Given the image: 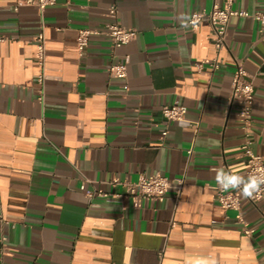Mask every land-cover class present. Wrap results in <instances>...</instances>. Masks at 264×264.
<instances>
[{"label":"crops","instance_id":"obj_1","mask_svg":"<svg viewBox=\"0 0 264 264\" xmlns=\"http://www.w3.org/2000/svg\"><path fill=\"white\" fill-rule=\"evenodd\" d=\"M224 1L56 0L39 12L0 0V264H264V198L241 203L240 224L209 188L219 168L246 176L230 100L236 64L254 86L248 146L264 161V27L230 18L216 53L207 18L196 32L186 24ZM112 5L134 39L112 52L93 36L79 56L76 32L100 31ZM231 9L264 13V0ZM125 55V80L110 77ZM214 57L220 68H195ZM164 106H184L183 120L164 121ZM154 174L182 179L179 196L170 188L162 202H135L112 184ZM86 190L109 196L88 200Z\"/></svg>","mask_w":264,"mask_h":264},{"label":"built area","instance_id":"obj_2","mask_svg":"<svg viewBox=\"0 0 264 264\" xmlns=\"http://www.w3.org/2000/svg\"><path fill=\"white\" fill-rule=\"evenodd\" d=\"M233 0H225L224 7L213 6L211 10L204 14L201 12H193L187 19L186 24L191 31L196 32L202 19L207 18L208 25L211 32L212 47L216 53L222 51L225 47V40L227 35V24L230 18H252L261 27H264V13H249L247 11H236L231 9ZM56 0H16L14 9L17 10L23 6H33L39 12L44 11L48 7L54 6ZM108 22L103 26L100 31L79 29L76 32L75 46L79 56L83 55L88 42L93 36H102L109 40L110 48L112 52L124 47L130 43L135 36V31L132 29H125L116 22V8L114 5L110 6L107 11ZM3 39L0 37V41ZM35 58L38 67L36 75V83L41 87L44 85V63H45V46L44 38L42 34L35 37ZM130 59L127 55L121 57L116 63L109 65L107 72L112 78L124 81L127 75V66ZM221 62L217 57H214L208 61H199L195 63V68L200 71L203 68H207L210 71H214L220 68ZM38 100H42V93ZM230 100L236 105L237 116L239 118V128L243 135L242 144L240 147V154L244 157L246 162V175L257 172H264V161L262 157L255 155L249 149V139L252 134V107L254 100V86L251 80L248 78L246 71L240 64L235 65V69L231 76L230 82ZM161 117L166 122H179L183 120L185 115L184 106H164L160 109ZM165 133V132H164ZM189 154L190 151L188 150ZM112 184L122 185L125 189L126 195L135 202L147 199L150 201L162 202L166 192L173 188L175 191V197H178L182 186V179H176L174 186L164 176L154 174L151 177L139 176L134 182H118L117 180L112 181ZM84 190V187H80ZM214 196L218 208L223 213L234 212L237 213V222L243 224V219L239 215L241 203L248 201L250 203H257L264 198V191H262L258 198L250 199L245 198L241 195L238 190H230L225 192L220 189L216 183L215 177L212 184L209 187ZM239 192V193H237ZM85 196L88 200L94 197L106 198L109 195L103 193H95L91 190H86ZM113 197L118 198L120 195H114ZM2 219L0 218V222ZM243 234L250 236L252 230L243 228Z\"/></svg>","mask_w":264,"mask_h":264},{"label":"clouds","instance_id":"obj_3","mask_svg":"<svg viewBox=\"0 0 264 264\" xmlns=\"http://www.w3.org/2000/svg\"><path fill=\"white\" fill-rule=\"evenodd\" d=\"M187 26V25H182ZM216 183L220 189L228 192L230 190H238L245 198H258L260 193L264 191V172L251 173L243 175L239 172H233L230 169H217L215 173ZM195 264H214L210 258L198 259Z\"/></svg>","mask_w":264,"mask_h":264}]
</instances>
